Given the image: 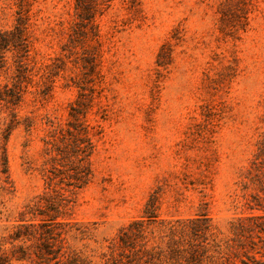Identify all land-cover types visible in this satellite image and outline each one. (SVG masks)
I'll list each match as a JSON object with an SVG mask.
<instances>
[{"label":"rangeland","instance_id":"rangeland-1","mask_svg":"<svg viewBox=\"0 0 264 264\" xmlns=\"http://www.w3.org/2000/svg\"><path fill=\"white\" fill-rule=\"evenodd\" d=\"M102 1L82 25L76 0H26L29 53L11 46L0 58V264H68L70 249L75 264H105L150 200L159 220L206 214L236 264H264V189L254 176L264 0ZM17 9L18 0H0V32L13 28ZM79 98L95 144L92 175L57 217L58 257H37L36 238L10 235L46 218L29 213L47 186L44 138L52 122L71 120ZM163 234L150 225L146 249L166 248ZM28 247L31 257L18 259ZM120 250L114 256L126 259Z\"/></svg>","mask_w":264,"mask_h":264},{"label":"trees","instance_id":"trees-1","mask_svg":"<svg viewBox=\"0 0 264 264\" xmlns=\"http://www.w3.org/2000/svg\"><path fill=\"white\" fill-rule=\"evenodd\" d=\"M103 3L102 0H76L75 14L80 19L82 25H85L86 21L90 22L93 20V17L98 9L102 7ZM25 4L26 0H18L17 18L13 28L0 32V58H4L5 51L9 50L11 46L19 53V56H21L22 52L25 55L29 53L30 45L27 33L29 16ZM74 31L76 34L75 28ZM8 34H12L14 38H7ZM71 41L74 42L75 38ZM91 57H94L93 60H95L96 55H91ZM93 60L92 64H94ZM18 66L20 71L26 68L25 62L22 59L19 60ZM82 101V98H79L75 102L76 106L72 105L70 111L71 120L65 124L52 122L44 138L45 164L49 165L44 170L47 186L46 190L40 195L39 200L35 203L36 208L29 210V213L32 216L38 213L46 218H42L40 222H33L30 219L31 223L20 224L18 229L10 235L14 239L26 238L27 240L30 237L36 238L37 242H40L34 245L40 250V252L34 250L37 257H58L62 246L56 249L50 240L52 238L56 239L55 233L59 234L61 242L63 240L60 237L62 231L57 230L62 225V222L56 221L57 217L61 213H65L69 203L72 201V194L78 188L86 185L92 175L90 158L95 144L89 125L83 119L86 114L83 111ZM256 160L254 164L257 171L254 174L255 182L264 189V137L259 142ZM156 209L155 201L150 200L144 210L142 219L131 222L128 227L122 230L119 240L114 243L113 247L115 248L112 251L115 253L118 249H122L120 252L127 253V258L122 260L111 252L105 264H109V262H113V264H145L146 261H149L145 260V262H142V257H145V255H149L153 259L162 254L164 260L161 264H236L230 255L232 253L231 243L229 242L223 248L217 242L212 232L211 219L206 214H200L194 218H178L166 221L159 220ZM152 224H159L160 231L164 233L163 236H160L161 240L163 237L169 238L166 248L161 249L160 245H156L153 249L156 247L160 248L157 251H148L146 249L149 241L146 233ZM68 225L67 222H64L61 227L67 228ZM66 228L65 232L73 229L72 226L69 229ZM236 231H238L237 228ZM81 233L86 235L82 231ZM238 234L240 235V233ZM140 241H143L140 248L144 250L138 249L136 254L131 257L129 252L135 249ZM210 244L212 245L210 246ZM212 246L216 247L214 248L217 251L215 255L210 253ZM29 247L32 246L30 245ZM29 247L21 249L25 251V254L17 258L24 260L27 257L30 258ZM20 248L22 247L20 246ZM63 255L69 259L68 264H75V256H80L79 252L75 249H70L67 254L64 253ZM242 261L247 263L245 260Z\"/></svg>","mask_w":264,"mask_h":264}]
</instances>
